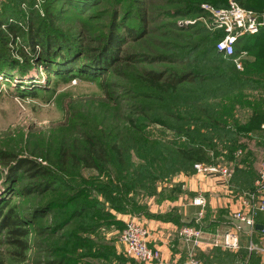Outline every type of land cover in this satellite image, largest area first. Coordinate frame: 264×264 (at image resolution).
Instances as JSON below:
<instances>
[{"label": "rangeland", "instance_id": "obj_1", "mask_svg": "<svg viewBox=\"0 0 264 264\" xmlns=\"http://www.w3.org/2000/svg\"><path fill=\"white\" fill-rule=\"evenodd\" d=\"M99 1L97 6L81 16L75 15L71 7L63 6L59 0H0V10L4 6L10 7L17 12L23 25L24 21L21 17L23 16L24 19L27 15L28 4L33 3L35 14L40 16L44 14L49 4L57 2L63 8L60 21H58L59 27L63 31L67 30L76 34L77 37L83 34L84 41L81 45L95 48L99 45V38L105 34L110 13L114 9L128 8L127 1L123 4H118L116 0ZM146 1L148 33L143 39L130 41L125 46V53L133 52L138 61H132L129 64L116 63L114 71L112 70L99 79L88 80L75 77L66 81L59 80L52 75L47 76L41 68L35 67L30 62L32 69L25 77L27 79L25 84L41 88L38 89L34 98L20 97L16 94L19 81L8 83L0 79V196L6 190L3 180L10 164L14 162L13 158H31L49 167L61 149L80 158L85 150V137L89 136L107 149L106 162L100 164L103 170L88 168L82 162L75 165L69 160L64 172L56 169L62 181L67 183L66 188L58 185L57 193L25 196L18 190L31 181L20 178L14 195L10 193L7 198H10L12 203L30 210L48 198L55 196L64 198L71 192L70 187L87 189L89 196L99 201L102 199L100 196L102 191L112 195L117 188L119 193L122 192L121 189L130 188V192L126 194V212L112 211L115 218L125 225L127 220L118 219L116 214H127L131 217L130 219L136 218L135 215L140 214L145 206L151 203H153L154 211H167L171 207L169 202L172 203V199H176L183 192L182 184L176 181L177 176L201 174L207 177H219L228 189L237 187L235 188L238 198L236 210L241 209L242 197L254 189L258 171L264 160V130L257 127L251 133L247 132L248 136L247 133L243 134L239 142L249 143V145L246 149L238 148L233 153H230L224 144L222 146L220 141L216 139L212 141L211 137L212 142L206 143L208 162L203 164L217 171H198L195 167L197 164L190 166L187 161L179 157L176 150L187 146L197 135L192 134V131L198 129L200 125L198 122H192L191 119L200 118L201 122H208L206 117H202L199 105H196L200 99L198 94L204 85L183 83L175 93H162L147 88L140 80V75L147 70L163 76L171 74L177 76L189 70H197L202 73L201 75L209 74V72H215L216 75L230 74L218 66L210 67L205 63H198L194 66L191 63L190 56L193 51L195 52L196 49H199L198 52L209 51L212 48L213 38L208 33L211 34L215 30H210L209 15L202 8V5L207 3L200 5L201 13L191 15L180 11L174 12L180 7H188L186 0ZM134 14L132 10L131 15ZM33 18L37 17L33 14ZM202 28L208 33H205ZM17 49L18 47L5 48V52L14 60L22 62L17 56L18 52L15 51ZM196 54L199 57L193 56L196 57V59L193 58L194 61L201 60L203 57L201 53L193 55ZM236 69L241 71L237 67ZM261 109L264 110V102H262ZM231 111L230 114L227 113L229 116L224 123L226 122V125L235 129L259 120L252 119L254 111L248 103H235ZM212 134L210 133V136ZM244 139H249V142L247 143ZM112 145L120 148L121 161L112 152ZM6 155H10V158L3 159ZM224 169L230 171L229 176H224L220 172ZM199 197L204 200V204L200 205L202 208L198 206L201 209L200 213L181 227L186 224L194 225L201 229L205 236H208L213 232L223 233L235 226L232 223V214L236 210L230 213L231 215L223 217L224 220L217 217L214 221L208 215L206 216L204 209L206 200L201 192L195 199ZM195 199L192 200V205L197 207L194 204ZM174 211L176 210L170 211L169 214L164 215L167 217H163L167 219ZM58 213L48 214L32 222L30 249L22 263L17 262V257L12 254L11 248L2 242L3 237H1L0 264H56L55 261H58L57 257L60 254L58 251L66 247V244H69L67 242H71L72 232L76 230V225L87 223L80 219L74 220L61 230H53L51 227L54 223L63 217ZM261 217H264V212L254 215L255 224ZM123 227H103L99 233L105 232L120 247L122 243H119V237ZM205 228H211L212 231ZM257 230L253 233L252 240ZM77 233L79 236H88L91 241L95 239L93 233L87 235L78 231ZM249 238L247 231H240L238 233L239 248L233 251L221 247L201 248L196 258L200 264L210 263L207 262L206 256L211 258L214 255L213 252L220 249L238 256V258L233 257L234 260L230 256L232 261L229 262V259V264H237L247 257H249L247 260L249 262L250 255L246 250ZM175 242L181 248L185 264L186 247L179 242L176 235ZM241 250L246 251L244 256L239 254L238 251ZM123 253L127 259L131 260V263L144 264L125 255L124 247Z\"/></svg>", "mask_w": 264, "mask_h": 264}, {"label": "trees", "instance_id": "obj_2", "mask_svg": "<svg viewBox=\"0 0 264 264\" xmlns=\"http://www.w3.org/2000/svg\"><path fill=\"white\" fill-rule=\"evenodd\" d=\"M59 1L63 3V6L68 5L71 7L73 13L77 16L85 14L100 3L99 0ZM116 1H118V4H123L124 1H127L128 8H113L114 10L110 13L105 28V34L99 38V45L95 48L81 45L84 41L83 34L81 37H77L76 34L67 30L63 31L59 27L58 21H60L63 8L57 2L49 4L45 8L44 14L40 16L35 14L33 3L28 4L27 15L24 19L23 16L21 17L24 21L23 25L17 12L8 6H4L0 10V79L2 78L8 83L19 81L16 87V94L20 97L28 96L34 98L38 89L41 88L25 84V81H27L25 77L29 70L32 69L30 62L35 67L41 68L47 76L52 75L59 80L66 81L75 77L88 80L99 79L112 72L116 63L129 64L132 61H138L133 52L125 53V46L130 41L134 42L143 39L148 33L147 1ZM186 1L188 2V7H180L181 9L178 8L174 12L180 11L195 15L201 13L199 8L202 3L215 7H224L228 2V0ZM235 1L242 7L255 11H259L264 5V0ZM132 10L135 12L133 16L131 15ZM33 14L37 17L36 19H32ZM205 33L208 32L205 30ZM208 35H212L213 38L212 48L209 51L198 52L199 49H196L195 52L193 51L192 56H190L191 63L194 66L198 63L209 64L210 67L212 65L218 66L226 70V72H230L229 75H216L215 72L201 75L202 73L197 70L183 71L177 76L173 74L163 76L147 70V72L140 75V80L144 82L147 88L149 87L162 93H175L183 83H202L204 85L198 94L200 99H198L196 105H199L198 108L202 112V117H206L208 122H201L200 118L191 119L192 122H198L200 125L197 127L198 129L192 131V134L195 133L197 135L187 146L176 150L179 157L187 161L190 166L208 162L206 159V143L208 142L209 144L214 139L220 141L221 145L224 144L230 153H233L238 148L246 149L249 145V139H244L247 140L248 144L239 142V139H242L247 132L251 133L254 128H260V125L264 123V110L261 109L262 103L260 101H250L249 94H246L249 90L261 92L259 90L261 88L264 89V29H261L256 34H247L239 38L235 44V54L228 58L218 53L216 46H214L215 42L223 36V32L215 30L211 34L208 33ZM17 47L18 49L15 51L18 52L17 56L20 57L22 62L14 60L5 52V48ZM22 47L26 49L24 50ZM244 50L247 51L252 60H244L243 69L239 71L236 69L233 57ZM195 53H201L202 59L194 61L193 58L199 57L198 54L193 55ZM204 58L208 59L205 60ZM243 102L248 103L252 107L254 111L252 119L259 120L256 123L254 120L236 129L229 127L226 122L224 123V120L229 116L227 113L230 114L232 112L231 110L235 103ZM210 133L213 134L210 136ZM211 137L212 141H210ZM84 141L85 150L80 158H76L69 151L61 149L49 167L31 158L20 157L18 159L11 157L14 162L10 164L8 173L3 180L6 190L0 196V238L3 237L2 242L11 248L12 254L17 257L18 263H22L26 259V254L30 249L29 239L32 233V222H36L54 212H59L58 214H62L63 217L54 223L53 227H51L53 230H61L74 220L87 221L86 225H76V230L72 232L71 242H67L69 244H66V247H62L61 251H58L60 254L57 257L58 261H55L57 262L56 264H97L96 261L104 262L112 261V259L118 262L125 261L121 255L116 254L114 245L108 243L105 237L99 233V230L103 227L122 228L124 226L120 220L115 218L113 212H126V194L130 192V188L121 189V193L118 192L117 188L112 193L114 196L102 191V195L100 194L102 199L99 201L89 196L87 189L82 187L72 189L68 183L71 192L67 196L64 198L57 196L48 198L46 201L39 202L30 210L24 209L19 204L12 203L10 198H7L8 194L15 193V187L18 185L20 178H26L31 181L18 190L20 194L22 193L25 196L57 193L58 185L66 188L67 183L62 181L59 172L65 171L69 160L75 165L82 162L88 168L103 170L100 164L104 161L106 162L107 149L103 145L97 144L89 136H86ZM111 150L116 158L121 161L122 153L120 148L112 145ZM9 156L6 155L3 159L10 158ZM77 231L84 235L93 233L92 235L95 239L91 241L88 236H79ZM213 253L214 255L211 258L206 256L207 262L229 264L236 258L235 254L224 252L220 249ZM240 253L244 256L246 251L241 250ZM254 257L256 256L250 254V259L254 260ZM229 259L230 261L228 262Z\"/></svg>", "mask_w": 264, "mask_h": 264}, {"label": "built area", "instance_id": "obj_3", "mask_svg": "<svg viewBox=\"0 0 264 264\" xmlns=\"http://www.w3.org/2000/svg\"><path fill=\"white\" fill-rule=\"evenodd\" d=\"M202 8L209 15L210 30H221L223 32V36L214 45L216 51L223 57L228 58L235 54V44L239 38L247 34H256L264 29V5L259 11H255L242 7L235 0H228L227 5L224 7L203 4ZM245 53V51H241L239 55L233 57V62L238 69L242 68L241 57ZM260 126L263 131L264 123ZM195 167L198 171H217V169L208 167L203 163H199ZM220 172L224 176H229L230 173L227 169L220 170ZM257 175L254 189L244 194L242 200L240 198L242 202L241 209L232 214V223L235 225L233 228L223 233L213 232L208 236H205L202 230L194 225L186 224L178 230L177 238L187 249H185L187 258L185 264H200L196 255L201 248L221 247L232 251L239 248L238 233L240 231H247L248 237H250L246 245L247 254L253 253L264 257V232L260 238L261 242L252 240V235L257 229L253 217L258 212H264V160ZM194 204L202 206L204 204L203 198L195 199ZM123 228L119 240L124 245L125 255L144 264L152 263L155 260L161 261L160 251L150 247L147 243L149 230L141 221L132 218L125 223ZM248 258L237 264H247ZM164 264L174 263L167 262Z\"/></svg>", "mask_w": 264, "mask_h": 264}, {"label": "crops", "instance_id": "obj_4", "mask_svg": "<svg viewBox=\"0 0 264 264\" xmlns=\"http://www.w3.org/2000/svg\"><path fill=\"white\" fill-rule=\"evenodd\" d=\"M246 53L241 57L242 68L244 60H252L250 55L244 50ZM254 91L249 90L246 94H249L250 101L264 102V89ZM177 182L182 184L183 192L176 199H172L171 207L167 209V211L158 212L154 211L153 203L145 206V208L141 211L140 214L135 215L136 219L141 221L145 227L149 230V237L147 239V243L150 247H154L160 251V259L152 261V263L147 264H164L169 261L174 264H184V258H182V251L179 247L178 243L175 242V235L177 236V231L184 223H187L189 220H192L196 217L197 213H200V207H196L192 205V200L195 199L199 192L203 194L206 200V204L204 205V209L206 210V216L216 221L217 217H227L230 213L235 211L238 206V198L236 197L235 188L232 189L226 188V184L219 177H207L199 175H181L177 176ZM209 194V196H207ZM202 208V207H201ZM176 210L172 213L171 216H168L165 219L164 216L170 211ZM218 212V213H217ZM217 213V215H216ZM231 215V214H230ZM118 219L121 220H130V216L127 214H116ZM164 216V217H163ZM224 220V219H223ZM211 221V220H210ZM262 224H261V223ZM257 225H260L261 229H258L257 234L255 235L254 240L257 242H261L260 238L262 233L264 232V217L258 219ZM208 231L211 228H205ZM105 232L101 233L102 236L105 237L106 241L112 245H114L116 254L121 255L124 258V262H118L115 259L112 261H96L97 264H133L131 260L127 259L123 253L124 245L121 244L120 247L114 243L113 238L108 236ZM240 252V251H238ZM255 256V255H254ZM238 258V256H236ZM210 264V263H207ZM248 264H264V257L256 256L254 260L250 259Z\"/></svg>", "mask_w": 264, "mask_h": 264}, {"label": "water", "instance_id": "obj_5", "mask_svg": "<svg viewBox=\"0 0 264 264\" xmlns=\"http://www.w3.org/2000/svg\"><path fill=\"white\" fill-rule=\"evenodd\" d=\"M260 227H261L260 225H256V228H257V229H261Z\"/></svg>", "mask_w": 264, "mask_h": 264}]
</instances>
